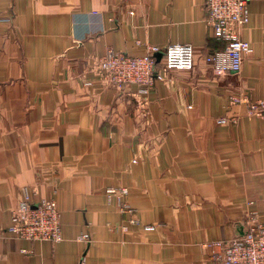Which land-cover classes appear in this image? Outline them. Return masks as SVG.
Here are the masks:
<instances>
[{
	"label": "crops",
	"instance_id": "0c3cea01",
	"mask_svg": "<svg viewBox=\"0 0 264 264\" xmlns=\"http://www.w3.org/2000/svg\"><path fill=\"white\" fill-rule=\"evenodd\" d=\"M248 3L230 74L206 62L224 47L206 0H0V264H210L206 244L264 223V117L232 103L264 101V0ZM175 44L195 67L156 82L146 118L137 87L91 73ZM26 191L57 203L60 243L6 232Z\"/></svg>",
	"mask_w": 264,
	"mask_h": 264
},
{
	"label": "built area",
	"instance_id": "2783aa9c",
	"mask_svg": "<svg viewBox=\"0 0 264 264\" xmlns=\"http://www.w3.org/2000/svg\"><path fill=\"white\" fill-rule=\"evenodd\" d=\"M206 22L213 30L214 38L224 47L207 56L206 62L215 70L230 74L241 71L244 56L251 52V45L240 39V31L250 22L248 0H206ZM162 54L160 60L157 55ZM195 67V50L191 45L175 44L164 50L152 46L139 57L108 50L96 59L91 73L104 89L124 90L137 87L142 97L144 117H147V99L157 81H164L170 70H192ZM87 85H91L88 83ZM233 104H246L249 116L264 117V101L248 103L245 99H232ZM146 113V114H145ZM219 124H226L220 120ZM118 190H109L110 194ZM120 194L127 195L123 188ZM123 211L133 213L130 205L124 204ZM247 232L231 241H216L205 245L212 249L210 264H264V223L251 214ZM12 237L27 242L60 243L62 226L58 205L52 200L31 201L28 191L12 211L10 225L6 231Z\"/></svg>",
	"mask_w": 264,
	"mask_h": 264
},
{
	"label": "rangeland",
	"instance_id": "374dc122",
	"mask_svg": "<svg viewBox=\"0 0 264 264\" xmlns=\"http://www.w3.org/2000/svg\"><path fill=\"white\" fill-rule=\"evenodd\" d=\"M249 220H250V217L247 216L246 219H245L246 227H248V222H249Z\"/></svg>",
	"mask_w": 264,
	"mask_h": 264
},
{
	"label": "water",
	"instance_id": "95a60500",
	"mask_svg": "<svg viewBox=\"0 0 264 264\" xmlns=\"http://www.w3.org/2000/svg\"><path fill=\"white\" fill-rule=\"evenodd\" d=\"M156 57L158 60H160L162 58V54H158Z\"/></svg>",
	"mask_w": 264,
	"mask_h": 264
}]
</instances>
